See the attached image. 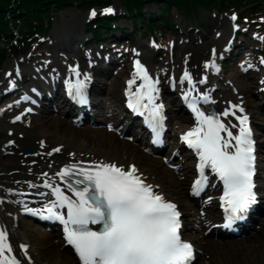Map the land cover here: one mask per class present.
Wrapping results in <instances>:
<instances>
[{
    "label": "snow or ice",
    "instance_id": "6c2138e0",
    "mask_svg": "<svg viewBox=\"0 0 264 264\" xmlns=\"http://www.w3.org/2000/svg\"><path fill=\"white\" fill-rule=\"evenodd\" d=\"M112 11L105 10L106 14ZM95 14L91 13L92 16ZM71 71L79 77L77 68ZM136 75L144 81L141 88L147 89L137 99V104L145 96L148 103L153 104L155 98L152 93L157 91L155 85L159 81H153L139 61H136ZM182 80L192 84L187 71ZM132 83L135 79L129 81V85ZM84 87V80L69 83L70 94L79 97L81 103H86ZM190 107L196 114L197 127L182 139L196 150L200 159L201 179L195 181L193 192L199 194L207 181L204 175L206 167L217 174L224 184L222 200L228 213L224 227L230 228L236 220L243 219L242 214L256 203L253 182L255 142L248 116H236L235 112L225 111L223 116L233 115L239 121L238 125L229 126L218 116L205 115L195 103ZM239 111L243 112V109ZM152 114L154 119L159 116L160 106L153 107ZM153 128L156 129L155 123ZM230 128H238V134L234 135ZM57 175L61 179L69 178L67 188L74 198L65 195L59 187L46 183L44 187L51 188L50 194H54L56 199L41 209L28 211L45 219L60 221L67 234V242L74 247L82 264H191L193 247L181 239L177 206L155 193L152 186L137 175L135 166L125 170L114 163L101 162L90 168L71 165ZM73 175L81 178L73 181ZM89 225L101 227L92 230ZM21 247L27 255L26 247ZM12 251L7 230L0 229V264H20L16 256L10 255Z\"/></svg>",
    "mask_w": 264,
    "mask_h": 264
},
{
    "label": "bare ground",
    "instance_id": "6f19581e",
    "mask_svg": "<svg viewBox=\"0 0 264 264\" xmlns=\"http://www.w3.org/2000/svg\"><path fill=\"white\" fill-rule=\"evenodd\" d=\"M69 15H71V11L62 14L64 18ZM80 23V17L71 16L65 22L67 34L63 33L61 24L56 25L53 34L56 46L66 50L68 52L67 56L71 54L73 58L79 57L74 46L76 41H79L78 43L83 41L79 35ZM223 28L227 33L226 26ZM226 37L222 36L220 40H215L213 36H207L204 40L205 50L193 45L178 47L174 52V63L179 64L182 60H185L188 68L192 70L205 57L210 46L217 42L222 45ZM139 48H144L143 44H139ZM150 56L149 52L142 54L143 60L150 64L151 71L155 74L160 73V67H155V64L150 63ZM56 62L59 63L58 60ZM65 62L66 60H61L62 64ZM25 69L29 70L33 67L26 66ZM234 79L236 78L234 77ZM1 81L5 82L3 79ZM249 84H245L241 79H236L234 82L238 90L237 94L244 95L245 105L253 115L256 130H258L260 128L258 126L260 117L263 116V110H261L263 108L260 109L252 105L258 95L255 91L256 87H251ZM100 89L104 92L103 87H100ZM227 93L225 92V95L232 97L230 91ZM103 106L104 109L112 113L116 112L118 108L117 105L114 108L111 104ZM66 110L68 109H63L64 112ZM108 111L106 113H109ZM170 113L178 115L172 110ZM61 116L60 114L56 118L49 110H43L39 116L33 117L28 128L22 124L11 125L0 121V131L8 132L11 135L10 137L17 140L19 145L18 148H10L11 152L4 147H0V227L7 230L9 243L13 249L10 255L16 256L20 264L24 261H31L29 264H73V258L68 251L62 250L60 245L56 244L54 239H51L48 235H43L40 240L30 244L21 231L16 216V213H19V206L22 204L20 195L27 190H31V187L36 188L38 190H35L36 192L48 190L47 187H44L46 183H51L53 187L60 188L61 179L57 173H59L61 166L71 161H82L89 158L90 160L117 161L119 164L135 162L140 172L148 175L149 179L157 183L167 197L178 201L186 217V225L189 224L192 216L186 208L190 202L182 198L181 188L183 184L164 180L162 176H159L158 169L163 167L156 160L145 155L137 147L119 141L113 134H102L99 130L88 128L78 129L72 124V121L67 123L61 119ZM110 121L109 119L108 122ZM174 126L183 129L188 127L186 121L180 117L171 121L170 127L173 129ZM169 135L171 136L172 132ZM41 142L45 143L42 147L40 146ZM258 142H260V148H264V141L258 140ZM30 147L36 149L38 155L26 158L20 151L23 148ZM54 147H59L60 151L49 157L48 153ZM260 154L261 157L263 151H260ZM31 161H34L35 165L30 167L28 164ZM260 166L264 172V157L260 158ZM184 170L185 173L180 175L188 176L190 173L189 168L186 167ZM175 176L178 175L174 174L173 177L175 178ZM45 205L42 202L36 207H44ZM193 215L196 216L198 213L195 212ZM256 225H261V230H257V227L254 226V229H250L254 234L250 237L247 236L237 244L225 240H215L211 236L199 238L197 235H192L191 229L188 230L187 228L185 229V235L203 251L204 258L201 259L199 264H264V248L259 242V237L264 231V218L260 219ZM256 243L259 244L257 247L254 246ZM19 244L26 247L27 255L24 254V251L21 252ZM206 257H209V259L206 260Z\"/></svg>",
    "mask_w": 264,
    "mask_h": 264
},
{
    "label": "rangeland",
    "instance_id": "374dc122",
    "mask_svg": "<svg viewBox=\"0 0 264 264\" xmlns=\"http://www.w3.org/2000/svg\"><path fill=\"white\" fill-rule=\"evenodd\" d=\"M112 5H113V7H114V9H115L116 12L121 13V14H124L125 13L124 7L121 4V1L120 0H112ZM67 11H72V13H71V15H69L68 19H70L71 16L80 17V19H81L80 26H81V30H82L84 28L83 25H84L85 11H83V10L80 11L79 9H75V8H72V9L67 10ZM226 11L227 12H230L231 10L229 9V10H226ZM251 11H257L260 14L263 13V15H264V3L255 6L254 9L251 10ZM251 11H249L247 8H242V9L238 10V12H240L241 15H243V16H248L249 13H252ZM142 13L145 15V18L147 19V21H149L148 20V15L149 14H153V15H157L158 14L159 15L157 8L153 4H149V5L145 6V8L143 9ZM217 13L220 14L219 12H216L215 11V18L213 19V18H211V16L209 14H205L204 12L202 13L201 10L198 8V9L195 10L194 19H192L193 16H189V17L183 18L182 11H179L178 12L177 10H172L169 13V16H170V18L172 20V23H174V24H180L181 23V25L185 24L186 26L185 25L182 26L184 28H187V26L194 25V24H196V25L198 24V26H203L204 25V22L207 23V24H209V22L212 21L211 22L212 26H209V28H206V29L203 30V38H204L205 36H211L213 34L211 32L212 31V28L214 27V22L213 21H215V24H217L218 22L220 23L221 20H223V21L226 20V16H224L225 14H220L219 15L220 18L219 19H216L217 18ZM51 17H52V22H53L51 29L48 30L47 32H44L42 34V35L47 36V37H52L53 31H54L56 25H58V22H61L63 20V17L61 16V13H57L56 14L54 12V14H52ZM218 20H220V21H218ZM62 26H63L62 29H63V31L65 33L66 32V28L64 27V24H62ZM119 26L126 27L127 28V34L131 33V24L129 23V21H127V20L122 21V22L119 23ZM155 27L157 29L156 30L157 32L155 33L156 34V37L157 38H162L165 41L168 40V39H170L174 35H177L178 34V31H176L175 29H173L171 31H167L166 30V27L163 26V24L162 23H159V22L157 23V25ZM133 34H134L133 36H130V37H132V39H131L132 41L130 40L131 41V44H130L131 47H134L137 43L146 42V39L147 38L145 36H143V35L141 36V33L137 32V33H133ZM143 38H145V39H143ZM122 40H125V38H122ZM127 44H128V42H126V41H123L122 42V46H126ZM0 45L2 46L1 42H0ZM45 46H43V48H45ZM96 47L98 48V46H96ZM44 52H47V50L44 51ZM159 57H162V55H158L157 54V56L155 57L156 61L157 60H161V58H159ZM11 59L12 58L7 57V56H5V57H3V58L0 59V78H1V73L3 72V70L5 68L9 67V65L12 64ZM230 68H232V66ZM235 71L236 70H233V71L230 70L229 74L230 75H232L233 73L236 74ZM110 73L111 72H109L108 74H110ZM229 76H226V77H229ZM107 83L110 84V85H112V87H110V89H109V91L111 93L110 94L111 95V100H109V102H111V103L112 102H117L118 103V98L119 97H118V91H117V84H118L117 79H114V80H111L110 79L109 81H107ZM102 100L106 101L104 97L102 98ZM98 101H100V100H97V102ZM54 116L56 118L58 117L56 115H54ZM67 123H69V122H67ZM99 131H101L102 134H109V133H107L105 131L104 125H102V128L99 129ZM255 133H257V136H259L258 135V133H259L258 130L255 129ZM3 135H4L3 132L0 133V143L4 139ZM257 140H259V138ZM258 143H260V142H258ZM260 150L264 152V148H259V151ZM158 171H159L160 176H162L164 178V180H168V181H172V182H175L176 181L177 183H180L178 180H176V178L173 177V175L171 174V172H169L165 168H159ZM182 192H183L182 193V198H185V192L183 190H182ZM259 227H261V226H259ZM20 228H21V231L24 233L25 237L27 238V240L30 242V244H32L36 240H40V238L43 237L42 236L43 234L37 228H35L34 226H32L29 222H22L21 221L20 222ZM259 242H260V244L264 248V231H262L261 236L259 237ZM258 245H259L258 243L254 244L255 247H257ZM205 259L208 260V257H206Z\"/></svg>",
    "mask_w": 264,
    "mask_h": 264
},
{
    "label": "trees",
    "instance_id": "16d2710c",
    "mask_svg": "<svg viewBox=\"0 0 264 264\" xmlns=\"http://www.w3.org/2000/svg\"><path fill=\"white\" fill-rule=\"evenodd\" d=\"M109 1L110 0H0V28L2 30H8L6 13L10 9L13 10V16H21L24 22L30 23L32 20H36L38 23V30H41L43 29L41 20L48 14L51 7L59 10L71 6L75 2L80 4L79 7H83V4H87L89 6L105 5L109 3ZM257 1L261 0H148L147 2L154 4L159 11V17L163 18L171 11L172 8L183 10L190 15L192 10L197 7L211 10L214 6H240L242 4H252ZM122 2L127 6L132 20H135V13L140 12L145 3L142 0H122ZM152 16L154 18L156 17V15ZM137 20L140 24L146 25L149 28H151V26H153L156 22V20H153L149 24H145L142 17H138ZM96 27H98V29H101V27H109V22H97L95 24V28ZM88 30H92L91 25L88 27Z\"/></svg>",
    "mask_w": 264,
    "mask_h": 264
}]
</instances>
